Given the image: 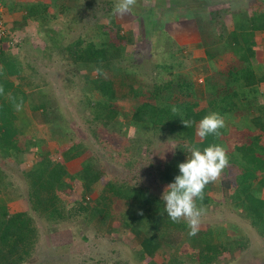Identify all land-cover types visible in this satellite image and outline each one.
I'll return each mask as SVG.
<instances>
[{
	"label": "rangeland",
	"instance_id": "374dc122",
	"mask_svg": "<svg viewBox=\"0 0 264 264\" xmlns=\"http://www.w3.org/2000/svg\"><path fill=\"white\" fill-rule=\"evenodd\" d=\"M116 2L0 0L6 29L0 55L17 60L20 72L9 78L29 95L17 108L18 143L28 150L16 153L11 143L0 149V205L9 216L27 214L35 230L32 254L23 264H171L173 256L182 264H199V249H193L197 238L208 244L198 248L212 244L219 249L211 264H264L262 226L257 228L233 201L238 176L252 169L244 161L249 142L261 134L259 146L264 145V131L254 121L264 120V82L247 90L238 84L240 110L223 115L218 143L227 149L229 164L207 184L205 194L211 200H197L204 214L195 235L190 229L177 230L172 248L162 244L148 249L143 226L125 223L128 206L113 204V195L105 193L107 184L116 181L161 199L173 181L164 179L168 162L177 154L182 160L190 155L177 132L133 120L135 108L153 100L154 87L188 75L206 105V81L216 76L223 84L232 68L243 67L229 46L235 29L250 32L248 40L258 53L255 69L264 75V31L250 29V15L264 16V0H134L124 14L114 12ZM79 43H94L97 50L115 43L119 56L108 65L100 57L75 60L68 48ZM103 85L117 91L110 107ZM138 88L143 93L135 96L132 91ZM41 102L47 103V119L42 110L31 108ZM113 110L117 114L110 117ZM75 145H80L77 150ZM46 156L69 173L63 178L66 189L53 193L59 196L60 216L34 207L29 198L27 171ZM87 163L98 174L96 181L82 176ZM252 188L264 199V173Z\"/></svg>",
	"mask_w": 264,
	"mask_h": 264
},
{
	"label": "trees",
	"instance_id": "16d2710c",
	"mask_svg": "<svg viewBox=\"0 0 264 264\" xmlns=\"http://www.w3.org/2000/svg\"><path fill=\"white\" fill-rule=\"evenodd\" d=\"M244 19V18H243ZM246 21L245 19L243 20ZM242 21L243 24H245ZM251 31H264V16L258 12L250 15ZM206 24L203 23V26ZM112 33L115 31L109 28ZM111 32L108 33L110 36ZM250 33V32H249ZM248 32L239 34L235 29L229 38L230 48L233 53L239 58L243 67H234L227 74L225 83L222 84L219 77H213L206 81V105L197 96L196 90L192 85L190 76L179 75L174 79H170L163 85L154 87L150 95L152 101H144L139 104L132 115L135 122L147 127L154 128H168L178 133L179 137L187 142L188 146H198L203 149L211 143H218L222 140L224 129H220L219 136L210 135L206 138L197 140V130L199 121L207 115L210 111H217L222 115L231 114L239 111L236 99L238 97L237 85L242 89H249L253 86H258L259 83L264 82V75L257 74L255 67V59L257 58V51L253 44L249 42ZM115 35H113L114 37ZM107 44V43H106ZM97 50L94 43H90L86 47H81V44L69 46L68 50L74 55L75 60L81 58H101L108 65L114 62L115 58L119 56L117 50H120L115 43H109L108 46ZM210 52V51H209ZM211 55V52H210ZM212 56V55H211ZM0 149L4 148L7 143L14 146L16 153L28 150L27 147H21L18 143L20 132L17 121V108L24 104L29 95L21 91L19 86L9 78L12 73L20 72L17 69L18 62L15 58H9L2 52L0 55ZM261 68V67H260ZM220 76L224 72H218ZM104 95L107 96L109 103L115 101L118 97L117 91L113 86H102ZM135 96L140 95L142 89L132 91ZM208 99H210L208 101ZM114 105V103H113ZM173 107L176 111H173ZM34 111H43V116L49 115V110L46 102H41L39 105H31ZM117 111L113 110L110 117H114ZM188 121V126L183 123ZM254 121L260 124V133L264 131V120L259 121L255 118ZM252 139V137H251ZM261 142V134H257L249 142V153L245 154L244 161L252 165V169H248L238 176V185L236 194L233 196V201L241 206L247 212V217L254 221L257 228L262 226L264 234V199L252 188V182L257 175L264 173V145L259 146ZM256 144V147L255 145ZM80 145H75L74 150H77ZM74 150H70L74 152ZM82 152V150H81ZM71 153V152H70ZM67 153L66 158L69 157ZM80 154V151L78 152ZM185 160L179 154L168 162L164 171V179L169 181L174 180L175 176L179 174L178 164ZM85 166L82 176L89 178V180L96 181L98 174H94L92 169ZM27 178L29 180V198L34 207L39 206L43 210H49L50 214L56 216L63 215L58 206L59 196L53 195L56 191H63L68 186L63 180L69 173L62 163L52 164L49 157H44L36 163V165L27 171ZM72 178V177H71ZM67 185V186H66ZM208 188L206 185L203 190V201L208 202L211 199L205 194ZM105 193L113 195V204L116 201L124 202L128 206L129 217L125 223L127 225L133 222H139L137 226H143V232L146 233V240L143 242L145 247L157 249L159 246L171 247L169 245L173 239V233L177 230L187 231L189 228L184 221H172L164 211V203L161 199L148 193L147 190L131 186L126 183L109 182ZM108 195L104 198L108 199ZM83 207V206H82ZM37 208V207H36ZM145 220L148 225H145ZM35 232L31 228V220L25 213H16L8 215L7 211L0 205V264H23L31 256L32 249L29 245L32 234ZM200 239H193V245L199 249V264H211L218 256L219 249L215 246L199 247L198 245H208L201 243ZM200 242V243H199ZM156 244V245H155ZM211 252V253H208ZM171 264H182L176 256L170 262Z\"/></svg>",
	"mask_w": 264,
	"mask_h": 264
},
{
	"label": "clouds",
	"instance_id": "9594fccd",
	"mask_svg": "<svg viewBox=\"0 0 264 264\" xmlns=\"http://www.w3.org/2000/svg\"><path fill=\"white\" fill-rule=\"evenodd\" d=\"M133 5L134 0H117L113 10L117 14H124L131 11ZM172 110L176 111V108ZM183 123L189 124L188 121ZM224 126V116L217 111H210L199 121L197 134L201 138L219 136V130ZM188 152L190 155L178 164L179 174L166 186L161 200L167 216L174 222L185 220L190 229L189 234L195 235L204 214L197 200L203 198L206 185L215 181L229 164V157L227 149L220 143H211L203 149L193 145Z\"/></svg>",
	"mask_w": 264,
	"mask_h": 264
},
{
	"label": "built area",
	"instance_id": "2783aa9c",
	"mask_svg": "<svg viewBox=\"0 0 264 264\" xmlns=\"http://www.w3.org/2000/svg\"><path fill=\"white\" fill-rule=\"evenodd\" d=\"M6 35V29L4 28V23L2 20H0V37H3Z\"/></svg>",
	"mask_w": 264,
	"mask_h": 264
}]
</instances>
